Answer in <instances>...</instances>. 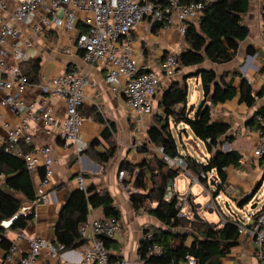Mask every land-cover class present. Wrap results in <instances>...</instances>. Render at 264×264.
Here are the masks:
<instances>
[{
    "label": "built area",
    "instance_id": "obj_1",
    "mask_svg": "<svg viewBox=\"0 0 264 264\" xmlns=\"http://www.w3.org/2000/svg\"><path fill=\"white\" fill-rule=\"evenodd\" d=\"M216 0H0V124L4 136L0 137V147L4 146L9 154L20 158L28 170L41 174L33 203H25L17 214L0 222L5 231L10 230L12 221L18 214L31 213L34 205L46 203L50 199V185L53 176L55 159L49 145H39L27 149L33 144L32 126L38 124L44 128L60 125V137L73 147L77 156H81L88 143L81 137L80 131L86 117L80 107L85 97V87H95L96 82L87 72L67 68L56 76H42L39 82L31 83L21 72L20 65L29 59L26 48L33 46L27 36L29 31L36 39L45 44L48 34L56 35L54 51L66 56L79 53L87 65L97 62L106 64L105 83L114 91L125 97L136 125L147 131L145 117L153 111V99L161 90V81L157 73L139 62L134 49L131 33L135 26L147 18L151 24H161L163 28L177 26L181 34L185 33L189 22L197 20L204 9ZM179 66V53L167 52L160 64L166 76L173 75ZM37 86L42 95L58 97L65 102V112L58 116L47 105L45 100L25 99L27 89ZM3 108H8L16 122L4 118ZM256 140L251 156L260 160L264 157V109L255 116ZM150 150H157L159 158L170 167H179L188 180V187L200 184L209 200L203 209L217 212L219 226L232 223L237 233L252 242V253L255 264H264V207L252 215L250 222L227 217L218 206L215 197L205 188L200 179L215 182L213 173H201L195 176L185 168L181 156L169 157L161 147H156L149 140L145 142ZM244 156V155H243ZM242 160V159H241ZM245 160V156H244ZM178 175V176H179ZM177 176V177H178ZM176 177V178H177ZM118 178L132 180V174L118 170ZM175 180V179H174ZM76 186L79 190L87 188L84 176L76 175ZM128 188V184L124 186ZM133 192H139L134 189ZM224 193H234L230 184H224ZM166 200L175 199L178 215L183 217L189 212L190 193L187 189L179 191L175 182H171L164 193ZM227 205V204H226ZM193 216L201 208L195 204ZM190 212V214H191ZM90 215V214H89ZM122 228L120 218L95 216L79 226V233L86 240L84 247L65 251L61 245L53 243L38 235L26 236L23 229H18L15 239L5 251L4 260L16 264H42V251L53 264H127L119 254L112 252L103 239L116 238ZM153 237L151 231L143 233L144 240ZM27 242L24 253L20 251L19 242ZM1 241V236H0ZM177 244V242H175ZM78 250V251H77ZM77 253L78 257H68V253ZM149 255H160L162 248L151 243L147 246ZM176 264H201L187 254ZM224 264V263H220Z\"/></svg>",
    "mask_w": 264,
    "mask_h": 264
},
{
    "label": "trees",
    "instance_id": "obj_2",
    "mask_svg": "<svg viewBox=\"0 0 264 264\" xmlns=\"http://www.w3.org/2000/svg\"><path fill=\"white\" fill-rule=\"evenodd\" d=\"M249 10V0H216L207 6L202 15L195 21L189 22L183 41L186 47L179 53V69L193 67L209 60L212 63H227L231 61L238 50L239 42L249 35V27L243 21V15ZM261 19L264 24V0H262ZM21 72L31 83H36L40 68L39 59H29L20 65ZM190 77H200L203 91V100L199 103L190 116L194 107H187L189 88L187 80ZM238 91L239 102L248 107L255 104L256 97L264 94L262 89L253 91L246 78H242L236 87L232 80L217 79L211 70H198L189 73L181 81H173L166 88L160 90L158 110L152 111V123L147 128V139L156 147H161L164 154L169 157L181 156L185 161V168L195 176L201 173L213 172L215 183L211 186L208 179H200L202 185L210 194L216 197L224 191L226 181L225 167L241 166V154L236 150L224 151L221 149L223 139H227L229 125L212 120L211 107L219 102H224L236 96ZM209 98L210 102H206ZM181 105L176 110L175 106ZM259 108L256 113L261 112ZM92 117L101 123L106 120L98 112ZM90 113H87L90 114ZM149 115V116H150ZM256 116V115H255ZM254 116V118H255ZM171 123L185 124L193 136L204 143L210 156L205 162L197 161L190 155H181L178 151L176 139L171 131ZM109 132L104 136L109 147L104 150H95V158L101 163L108 162L115 154L116 145L109 138L114 130L109 123ZM111 129V130H110ZM228 140V139H227ZM100 145L99 140H94L85 151ZM29 148V147H28ZM27 148V149H28ZM84 151V152H85ZM264 163V157L259 160ZM121 169L128 170L133 178L125 181L132 183L140 192H130L129 200L135 212H145L154 217L160 226L147 228L143 233L151 231L150 240H141L137 246V254L143 264H176L189 254L201 264H220L222 259H227L233 248L241 242L236 226L227 223L219 226L211 225L206 220L194 219V202L189 199V212L186 216H179L176 200H166L164 193L167 186L180 174L179 167H170L157 156L147 158L141 164L124 163ZM41 174L28 170L25 163L0 147V222L7 220L18 213L25 203H33L38 183L35 176ZM39 182V181H38ZM250 201L246 197L238 202L243 206ZM100 209L103 216L120 218V210L116 207L113 198L105 190H98L94 185L85 190H75L68 193L65 203L59 213L55 225L53 243L61 245L63 250L77 249L86 244L79 233V226L87 221L91 210ZM192 211V212H191ZM191 212V214H190ZM31 213L19 214L11 223V229H24L31 218ZM5 230L0 227L1 243L5 249L10 245L3 234ZM190 243L187 244V239ZM112 239L104 238L108 248ZM177 242V244L175 243ZM156 243L162 248L158 256L149 255L147 246ZM264 258V248H263ZM42 264H53L45 261Z\"/></svg>",
    "mask_w": 264,
    "mask_h": 264
},
{
    "label": "crops",
    "instance_id": "obj_3",
    "mask_svg": "<svg viewBox=\"0 0 264 264\" xmlns=\"http://www.w3.org/2000/svg\"><path fill=\"white\" fill-rule=\"evenodd\" d=\"M253 5L255 8L259 7L260 27L262 28H250L251 24L255 26L257 19V14L252 12L251 9ZM261 13L262 0H249V10L246 14L252 21L251 23H245L249 27V35L246 39L239 42L235 57L227 63L217 64L205 60L198 66L182 67L180 69L178 66L173 75L166 76L160 69L163 55L167 52L180 53L186 47L183 41V34L178 31L175 25L169 28H163L161 24H151L147 18L139 22L131 33L133 49L139 62L148 66L159 75L161 90L166 88V86L173 81H181L182 78L189 73H195L200 69H204L213 71L217 79L224 78L225 81L232 80L236 87L239 86L242 78H246L253 91L259 89L264 91V24L261 19ZM26 34L32 40L33 44L32 47L26 48V52L29 56L28 58L30 60H40V68L37 75L38 82L42 76H56L67 68H75L87 72L90 78L96 82L95 87H85V97L80 111L86 119L82 123L80 134L88 145H91L96 139L100 141V145L90 148L81 156H77L73 151V147L70 144H66L60 137L59 124L49 128H44L38 124L32 126L33 144L31 146L29 145L28 149H34L39 145H49L52 148L51 152L55 162L53 164L54 173L49 188L50 199L46 203L33 206L31 218L23 229L24 234L26 236L38 235L50 241L54 239L55 225L59 213L65 203L68 193L77 190L76 175L81 173L85 178L87 187L94 185L98 190L107 191L113 198L116 207L120 210V219L122 221L121 232L116 238L111 240L108 248L112 252L123 257L127 264H143L137 254V246L143 235V230L147 229L148 226L158 227L160 224L151 215L141 211H134L129 200V194L133 192L135 188L132 183H128V188L125 189L124 186L127 185L125 181L128 182V180L121 181L118 178V170L124 163L141 164L147 158L151 157V153H148L142 147H136V144L133 145L132 143L133 135L138 126L125 101V97L119 92H114L105 83L104 76L107 68L104 62L87 65L82 61L79 53H74L70 56H66L60 52L56 53L54 51L56 42V35L54 33L47 35L48 40L45 44H42V42L30 34L29 31H26ZM187 83L189 88L187 107L189 110L191 106L194 107V110L190 113V116H192L204 96L200 77H190ZM23 97L25 99L45 100L47 105L58 116L65 112V102L63 99L42 95L37 86H30ZM159 99L160 94L158 93L153 99L154 112L158 110ZM206 102H210L209 98H206ZM180 107L181 105H177L175 109L178 110ZM259 108L262 110L264 109V94L260 97H256L255 104L248 107L244 103L239 102L238 91L236 96L232 99L216 103L211 107L212 120L229 125V130L227 132L228 140L223 139L227 145L226 151L231 149L236 150L241 154V165L244 163L243 161L249 163L253 161L256 165L254 169H259L260 165L262 167L264 164H260L259 160L251 156V150L256 140L255 130L257 127L254 116L257 114L256 111ZM92 110H94V113L98 112V114L106 120L105 123L96 121L92 117L93 112L90 113ZM159 111L161 110H158V113ZM2 113L4 118L11 123L17 121V116H14V113L8 108H3ZM87 113L90 114L87 115ZM148 118L151 119V115L145 117V122ZM109 123H112L114 128V130L111 131V137L109 139L113 143L114 140L116 141V151L108 162L101 163L97 161L94 154L97 149L104 150V148L109 147L108 141L104 138L109 132ZM171 131L176 139L179 153L181 155H190L186 146L183 147L185 140L184 137H182L185 132L189 133V128L183 123L178 125L171 123ZM3 136L4 130L0 124V137ZM243 155L245 156V160ZM154 156L159 158L158 154ZM208 157L209 154L207 153L205 161ZM224 170L226 173L225 182L230 184L234 190L230 198L239 202L240 198H242L245 193L240 195L239 190L233 186H240V188L246 192V190L250 188L248 179L251 176V171L247 169L246 172H239L237 168L232 166L225 167ZM229 170L231 171L228 172ZM212 173L213 172H211V174ZM0 178L3 179L2 176ZM38 181L39 177L36 175L35 183L37 184ZM174 182L179 191L187 189L191 195L190 199L195 202V204H198L197 193L199 189L194 190L195 187H188V180L182 174L175 178ZM180 182L181 186L179 187L178 183ZM182 184L184 185L182 186ZM202 193V196H206L203 191ZM225 204L228 203L225 201ZM101 215L103 214L100 209H94L91 210L89 217ZM198 215L203 220H206L201 212L200 214L198 213ZM209 223L211 225L216 224ZM16 233L17 230L10 229L5 231L3 236L11 242L15 239ZM240 240V244L233 248L230 255H238L243 247L249 248L248 250L251 256H238V259L244 261V263L239 264H255L252 253V242L250 239L242 236ZM19 245L20 252L24 253L27 249L26 240L23 239L20 241ZM83 247L84 246H81L79 250ZM6 249L0 242V264H16L4 260ZM67 255L70 258L78 257V254L73 252ZM236 259L237 258L229 259L228 257L227 259H222L221 262L224 264H236ZM41 261L53 262V259L45 254L41 258Z\"/></svg>",
    "mask_w": 264,
    "mask_h": 264
},
{
    "label": "rangeland",
    "instance_id": "obj_4",
    "mask_svg": "<svg viewBox=\"0 0 264 264\" xmlns=\"http://www.w3.org/2000/svg\"><path fill=\"white\" fill-rule=\"evenodd\" d=\"M252 12L257 14V19H256V24L255 26H253L251 24L250 28H262L260 27V16H259V7L255 8V6L253 5L251 7ZM243 20L245 23H251V18H249V16L247 14L243 15ZM152 123V120L150 118H148L146 120V125L149 126ZM173 126V125H172ZM174 131V130H173ZM189 133L185 132L182 136L184 137V143H183V147L186 146L188 152L190 153L191 156H193L197 161L203 162L205 161V156L207 155V151L205 149L204 143L195 138L193 136V134L188 131ZM189 137V138H188ZM188 138V139H187ZM132 143L133 145L136 144V147L138 148H143L145 151H147L148 153H151V157L154 156L155 154H158L156 152V150L152 147L150 150L148 149L149 147L146 146L145 142L147 141V132L146 130H144L143 127H137L136 131L133 135L132 138ZM225 140H223V143L221 145V149L226 151L227 149V145L224 142ZM116 141L114 140V143ZM136 142V143H134ZM210 156V154H209ZM150 158V157H149ZM244 163L237 168V170L239 172H246L247 169H249L251 171L250 173V177H249V185L250 188L246 190V192H244L245 190L241 189L240 186H233L235 187L237 190H239V194H243L245 193V195L243 194L242 198H240V200H243L244 198H250V201L247 202L246 204H244L243 206L238 205V201L233 200L232 198H230L229 195H227L224 192H220L219 194L216 195L215 200L218 204V206L221 208L222 212L224 215H226L227 217H231V218H237V220L242 221V222H250L252 219V215L256 212H258L259 210L263 209L264 207V164L260 165L259 169H254L256 167V165L254 164V162H246L243 161ZM231 170H229L228 172H230ZM1 182V179H0ZM179 187L181 186V182L178 183ZM184 184H182L183 186ZM212 185V184H211ZM192 188H194V190L199 189V192L197 193V197H198V204L202 205V208L197 212L200 214H202V216L208 220L207 222H211V223H217L219 221V216L217 214V212H211L208 211L206 209H203L204 205L206 204V202L209 200L208 196H202V189L200 184H193L191 186ZM252 191H254V193L252 194ZM225 201L228 203L227 205L225 204ZM253 205H255L253 207ZM196 208V206H194ZM154 226H148V228H153ZM190 238L187 239V244L190 243ZM249 248L243 247L240 250V253L238 255H230L229 259H236V264L239 263H244L243 260L238 259V256H243V257H250V253H249ZM45 255V253L42 251L41 253V257H43Z\"/></svg>",
    "mask_w": 264,
    "mask_h": 264
},
{
    "label": "water",
    "instance_id": "obj_5",
    "mask_svg": "<svg viewBox=\"0 0 264 264\" xmlns=\"http://www.w3.org/2000/svg\"><path fill=\"white\" fill-rule=\"evenodd\" d=\"M212 182V185H214V182H213V180L211 181ZM254 193V191H252V194ZM255 205H253V207H254ZM19 215V214H18ZM194 219H197V220H203L199 215H198V213H195L194 214Z\"/></svg>",
    "mask_w": 264,
    "mask_h": 264
}]
</instances>
